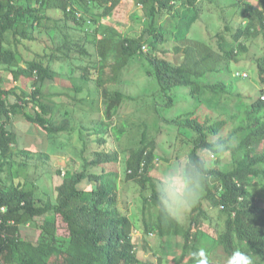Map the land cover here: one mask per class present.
<instances>
[{"label": "rangeland", "instance_id": "rangeland-1", "mask_svg": "<svg viewBox=\"0 0 264 264\" xmlns=\"http://www.w3.org/2000/svg\"><path fill=\"white\" fill-rule=\"evenodd\" d=\"M247 2L261 6V0H197L194 8L175 3L174 9L160 22L163 41L154 50L144 33L148 21L137 0H117L113 6L111 2L95 1L85 9L74 3L85 19L80 26L67 23L60 9H46L42 19L33 23L28 38L8 32L4 46L14 50L16 63L0 64V77L7 89L22 96L18 99L11 95L8 101H17L23 112L35 114L30 99L33 89L29 62L41 61L53 74L41 87L42 101L52 109L47 115L48 122L64 129L48 133L29 122L23 112L10 113L6 126L15 142L12 156L1 174L3 184L9 187L19 183L31 190L37 201L54 204L58 199L56 188L69 173L83 172L110 179L116 186L117 209L132 220L135 252L142 262L175 264L183 252L184 233L190 227L193 233L197 232V237L190 238L189 244L196 245L199 255L204 253L196 264H230L218 241L226 216L209 200L202 203L203 214L191 213L196 202L179 219L172 218L174 222L168 234L162 236L143 229L161 215L158 203L151 198L154 178L171 160L188 156L189 139L194 136L190 130L171 122H182L189 116L200 120L206 116L213 120L228 118L221 132L225 135L237 125L229 117L239 111V99L247 105L259 97L264 100V86L258 81L256 62L264 55V32L235 39L238 30L248 21ZM106 6H112L110 12L105 13ZM102 38H109L112 43L106 59L97 53V41ZM124 38L136 39L140 51L114 76L113 66L122 60L117 45ZM240 44L245 48L241 49ZM186 46L209 54L217 63V71L206 74L200 84L226 83L228 94L220 97L208 91L194 94L191 87L177 86L170 92L172 106L165 105L167 99L159 91L148 58L179 65L184 59L181 49ZM82 48L86 53L80 52ZM226 50L231 51V58H226ZM17 68L23 71L19 77L13 73ZM236 70L245 71L248 77H235ZM103 89L130 96L110 119L104 114ZM152 144L155 157L146 173L150 181L142 186L141 182L127 177V161L141 148H150ZM263 147L261 143L254 149ZM200 155L207 156L208 168L232 166L229 153L221 156L202 150ZM248 189L253 205L263 208L264 182L254 178ZM191 217L197 220L195 225L190 222ZM55 218L57 234L67 236L66 224L59 216L37 217L36 223ZM22 231L33 240L37 233L35 223L23 226ZM188 257L189 253L184 262ZM241 264H245L244 259Z\"/></svg>", "mask_w": 264, "mask_h": 264}, {"label": "trees", "instance_id": "trees-1", "mask_svg": "<svg viewBox=\"0 0 264 264\" xmlns=\"http://www.w3.org/2000/svg\"><path fill=\"white\" fill-rule=\"evenodd\" d=\"M95 1L104 4L111 2L113 6L117 0H0V64L13 66L16 63L14 50L4 46L8 32L28 38L33 23L37 24L42 19L41 15L46 9H60L67 23L80 26L85 19L82 15L77 16L79 10L73 4L85 9L90 2ZM137 1L148 21L144 33L148 35L149 45L154 50L163 41L160 31L163 16L171 12L177 2L194 8L197 0ZM112 6H106L105 13L110 12ZM245 9L248 21L243 29L238 30L236 40L243 35L257 36L264 32V0H261L260 7L247 2ZM96 47L99 57L106 59L112 47L111 40L102 38L97 41ZM140 47L133 38H124L118 43L117 52L122 60L114 64V76L140 51ZM239 47L245 48L241 44ZM181 50L184 59L179 65H173L165 59L148 58L159 91L167 99L166 106H172L170 92L177 86L191 87L194 94L208 91L220 97L229 93L228 85L223 82L200 84L206 74L217 71V63L209 54L190 46ZM80 52L86 53V50L82 48ZM225 55L226 58L232 57L231 51L226 50ZM256 62L258 81L264 86V55ZM29 69L33 89L30 99L35 106L34 115L23 112L19 102L8 101L11 95H16L18 99H22V96L7 89L0 77V264H145L135 252L131 218L117 209L114 194L116 186L112 180L83 172L69 173L56 188L58 199L54 204L37 201L31 190L19 183L9 187L3 184L1 174L12 156L15 142L14 135L6 126L10 113L18 110L23 112L29 122L37 124L48 133L64 129V126L54 127L49 124L47 115L52 109L42 101L41 87L53 74L41 61L29 62ZM13 73L15 77H19L23 71L17 68ZM102 94L104 114L109 119L118 112L125 100L130 99V96L118 90L103 89ZM238 107L239 111L229 117L237 125L225 135L221 132L227 126L228 118L213 120L206 116L200 120L197 116H189L182 122L171 123L194 134L189 139L191 147L188 156H196L202 150L220 155L214 150V141L220 138L231 141L227 153L232 158V166L228 169L208 168L210 179L204 184L203 194L191 213L198 211V214H203L202 203L209 200L212 206L219 207L226 216L218 241L230 264H241V259L246 261V258L250 259L251 264H264V207L253 205L248 189L254 178L264 182V147L254 149L255 145L264 143V100L259 97L247 105L239 99ZM154 157L153 144L150 148L144 146L134 153L127 161V177L144 186L150 181L146 173ZM151 186V198L158 203L155 188ZM160 213L150 227L144 225L145 232L154 231L162 236L169 233L174 220ZM47 215L62 219L68 230L67 236L57 234L56 218L36 223L37 217ZM31 222L35 223L37 230L33 240L27 238L22 231V227ZM190 222L195 225L197 220L191 217ZM184 234L183 252L175 264H196L201 258L196 245L189 244V241L190 238L197 237V232L193 233L189 227ZM187 253L189 257L184 262Z\"/></svg>", "mask_w": 264, "mask_h": 264}, {"label": "clouds", "instance_id": "clouds-1", "mask_svg": "<svg viewBox=\"0 0 264 264\" xmlns=\"http://www.w3.org/2000/svg\"><path fill=\"white\" fill-rule=\"evenodd\" d=\"M230 144L228 139H217L214 150L224 156ZM208 171L207 156L200 154L171 160L166 168L160 169L154 178L160 211L179 219L200 199L202 188L210 179ZM245 264H251L250 259L246 258Z\"/></svg>", "mask_w": 264, "mask_h": 264}, {"label": "built area", "instance_id": "built-area-1", "mask_svg": "<svg viewBox=\"0 0 264 264\" xmlns=\"http://www.w3.org/2000/svg\"><path fill=\"white\" fill-rule=\"evenodd\" d=\"M81 14L78 12L77 13V16H80ZM235 77L237 78H246L248 77V74L245 72V71H234V74H233ZM2 210H4V207L1 208Z\"/></svg>", "mask_w": 264, "mask_h": 264}]
</instances>
